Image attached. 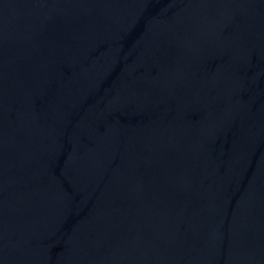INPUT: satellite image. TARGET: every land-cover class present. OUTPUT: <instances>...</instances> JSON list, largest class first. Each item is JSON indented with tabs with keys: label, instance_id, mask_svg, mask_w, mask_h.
Returning a JSON list of instances; mask_svg holds the SVG:
<instances>
[{
	"label": "water",
	"instance_id": "1",
	"mask_svg": "<svg viewBox=\"0 0 264 264\" xmlns=\"http://www.w3.org/2000/svg\"><path fill=\"white\" fill-rule=\"evenodd\" d=\"M0 264H264V0H0Z\"/></svg>",
	"mask_w": 264,
	"mask_h": 264
}]
</instances>
